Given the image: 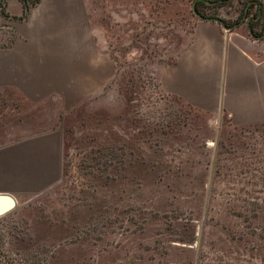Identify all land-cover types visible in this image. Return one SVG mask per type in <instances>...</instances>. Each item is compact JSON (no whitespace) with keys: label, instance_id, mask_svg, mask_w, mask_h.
Returning a JSON list of instances; mask_svg holds the SVG:
<instances>
[{"label":"rangeland","instance_id":"1","mask_svg":"<svg viewBox=\"0 0 264 264\" xmlns=\"http://www.w3.org/2000/svg\"><path fill=\"white\" fill-rule=\"evenodd\" d=\"M191 3L142 0L115 18L104 0L89 19L113 67L60 116L59 183L0 214V264H264V122L234 124L158 85L198 18ZM194 8L232 21L256 6ZM23 111L0 91V140Z\"/></svg>","mask_w":264,"mask_h":264},{"label":"crops","instance_id":"2","mask_svg":"<svg viewBox=\"0 0 264 264\" xmlns=\"http://www.w3.org/2000/svg\"><path fill=\"white\" fill-rule=\"evenodd\" d=\"M2 2L7 15L0 11V91L16 92L24 111L0 140V193L10 194L16 204L59 183L60 116L84 100L90 92L84 84L105 82L104 68L113 63H106L102 32L89 25L104 11V0H36L23 15L20 0ZM138 3L142 0H112L111 12L115 18H135ZM262 43L198 17L187 41L160 66L158 85L234 124L264 122Z\"/></svg>","mask_w":264,"mask_h":264},{"label":"flooded vegetation","instance_id":"3","mask_svg":"<svg viewBox=\"0 0 264 264\" xmlns=\"http://www.w3.org/2000/svg\"><path fill=\"white\" fill-rule=\"evenodd\" d=\"M220 1L222 0H212L210 3L216 4ZM251 1H252V4H255L256 6L255 11L253 13L247 12V8H245V11L244 9L242 10V13L238 19L229 21L227 20V17L223 15L215 14L211 16L221 18L226 26H230V28L227 30H232L235 27L234 24H236L237 22H240V19L243 18L242 22H240L239 24L241 23L244 24L246 34L250 37L259 36L262 33H264V15H262L261 13V4L257 2L256 0H251ZM248 27L250 31H248Z\"/></svg>","mask_w":264,"mask_h":264},{"label":"water","instance_id":"4","mask_svg":"<svg viewBox=\"0 0 264 264\" xmlns=\"http://www.w3.org/2000/svg\"><path fill=\"white\" fill-rule=\"evenodd\" d=\"M195 1L197 0H192V3H191V7H192V11L193 13L200 17V18H205V19H209V20H214V21H217L220 26H222L223 28H225L226 30L230 28V26H226L223 22V20L219 17H215V16H203V15H200L194 8V3ZM205 3H210L212 0H201ZM251 1V0H249ZM244 11H245V8H244ZM242 19H240V22H242ZM240 22H237L236 24H234V26L238 25ZM248 31L249 30V27H248ZM264 37V33H262L261 35L259 36H254V38L256 39H261ZM15 206V200L14 198L10 195V194H7V193H0V214H3L5 212H7L8 210H10L11 208H13Z\"/></svg>","mask_w":264,"mask_h":264},{"label":"trees","instance_id":"5","mask_svg":"<svg viewBox=\"0 0 264 264\" xmlns=\"http://www.w3.org/2000/svg\"><path fill=\"white\" fill-rule=\"evenodd\" d=\"M20 1L22 2V5H23V12H22V15H23V14L25 13V9H26L28 3H32V2H34V1H36V0H20ZM200 1H201V0H200ZM197 2H198V0L195 1V5H197ZM201 2H202V1H201ZM0 11H1L2 14L7 15V12H6L5 9H4V4H3L2 0H0ZM197 12H198L200 15H203L202 12H200L199 10H197ZM203 16H211V15H203ZM14 17H15V16H14Z\"/></svg>","mask_w":264,"mask_h":264},{"label":"built area","instance_id":"6","mask_svg":"<svg viewBox=\"0 0 264 264\" xmlns=\"http://www.w3.org/2000/svg\"><path fill=\"white\" fill-rule=\"evenodd\" d=\"M262 40H263V42H264V37L263 38H261Z\"/></svg>","mask_w":264,"mask_h":264}]
</instances>
